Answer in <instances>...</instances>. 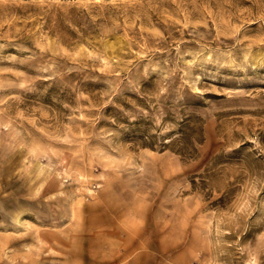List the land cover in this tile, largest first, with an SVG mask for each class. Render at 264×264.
Returning a JSON list of instances; mask_svg holds the SVG:
<instances>
[{"label": "rangeland", "instance_id": "1", "mask_svg": "<svg viewBox=\"0 0 264 264\" xmlns=\"http://www.w3.org/2000/svg\"><path fill=\"white\" fill-rule=\"evenodd\" d=\"M0 264H264V0H0Z\"/></svg>", "mask_w": 264, "mask_h": 264}]
</instances>
